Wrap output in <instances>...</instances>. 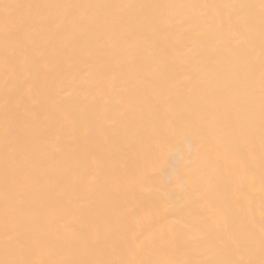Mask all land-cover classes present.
<instances>
[{"label": "bare ground", "instance_id": "6f19581e", "mask_svg": "<svg viewBox=\"0 0 264 264\" xmlns=\"http://www.w3.org/2000/svg\"><path fill=\"white\" fill-rule=\"evenodd\" d=\"M0 264H264V0H0Z\"/></svg>", "mask_w": 264, "mask_h": 264}]
</instances>
